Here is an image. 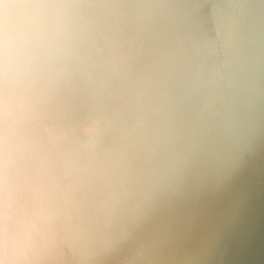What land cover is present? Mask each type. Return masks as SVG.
Listing matches in <instances>:
<instances>
[{"label": "bare ground", "instance_id": "bare-ground-1", "mask_svg": "<svg viewBox=\"0 0 264 264\" xmlns=\"http://www.w3.org/2000/svg\"><path fill=\"white\" fill-rule=\"evenodd\" d=\"M263 124L264 0H0V264H182Z\"/></svg>", "mask_w": 264, "mask_h": 264}, {"label": "water", "instance_id": "water-1", "mask_svg": "<svg viewBox=\"0 0 264 264\" xmlns=\"http://www.w3.org/2000/svg\"><path fill=\"white\" fill-rule=\"evenodd\" d=\"M238 155L219 173L210 201L191 204L187 239L195 243L178 252L182 264H264V129L254 147Z\"/></svg>", "mask_w": 264, "mask_h": 264}]
</instances>
